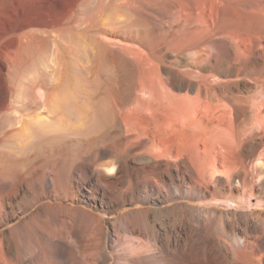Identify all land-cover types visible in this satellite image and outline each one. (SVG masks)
<instances>
[{
	"label": "bare ground",
	"instance_id": "1",
	"mask_svg": "<svg viewBox=\"0 0 264 264\" xmlns=\"http://www.w3.org/2000/svg\"><path fill=\"white\" fill-rule=\"evenodd\" d=\"M0 264H264V0H0Z\"/></svg>",
	"mask_w": 264,
	"mask_h": 264
},
{
	"label": "rangeland",
	"instance_id": "2",
	"mask_svg": "<svg viewBox=\"0 0 264 264\" xmlns=\"http://www.w3.org/2000/svg\"><path fill=\"white\" fill-rule=\"evenodd\" d=\"M118 19L117 17H114L113 19L110 20V22L114 21L116 22ZM116 20V21H115ZM118 23V22H117ZM106 26L102 27L103 29H99L98 32L101 33L98 35L99 37V40H102V41H110L112 40V42H118V40H120V30L118 29H113L112 27H108L105 28ZM119 28V27H118ZM103 37V38H102ZM102 38V39H101ZM104 38H106V40H104ZM107 43V42H106ZM79 57V59H76L73 63V65L76 66V68H73L74 70L71 69L70 73L72 74H78V73H81L82 74H85L86 73V70L88 67H90L89 63H88V57L85 56L82 52H80V54L77 56V58ZM87 59V60H86ZM78 67V68H77ZM86 68V69H85ZM74 71V72H73ZM85 72V73H83ZM136 207H141V205H136L135 207H132V206H126L124 207L123 209H121L119 212H117L116 214H113V215H103L105 218L109 219V218H115V217H121L123 216L124 214H126V212L132 210L133 208H136Z\"/></svg>",
	"mask_w": 264,
	"mask_h": 264
}]
</instances>
